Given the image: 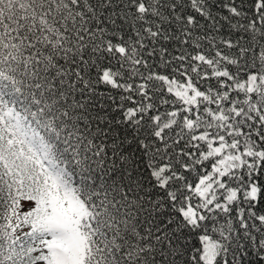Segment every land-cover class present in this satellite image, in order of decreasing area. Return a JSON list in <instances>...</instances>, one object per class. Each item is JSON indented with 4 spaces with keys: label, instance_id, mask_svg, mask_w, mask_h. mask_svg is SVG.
<instances>
[{
    "label": "snow or ice",
    "instance_id": "obj_1",
    "mask_svg": "<svg viewBox=\"0 0 264 264\" xmlns=\"http://www.w3.org/2000/svg\"><path fill=\"white\" fill-rule=\"evenodd\" d=\"M181 2L0 0V264H180L187 233L201 229L185 264H230L233 247L231 264H239L242 239L264 253V0L233 25L249 41H222L238 49L235 58L185 51L165 59L161 47V67L178 64L170 75L153 71L157 49L146 40L191 39L196 20L177 11ZM190 6L218 23L207 0ZM221 7L225 20L245 15L232 0ZM172 21L178 35L162 27ZM101 85L121 92L115 123L135 131L148 189L123 153L108 164L118 145L96 142L105 129L91 131L108 121L104 101L113 99ZM157 95L170 109L158 111ZM221 215L227 226L213 239L207 225L216 231Z\"/></svg>",
    "mask_w": 264,
    "mask_h": 264
},
{
    "label": "trees",
    "instance_id": "obj_2",
    "mask_svg": "<svg viewBox=\"0 0 264 264\" xmlns=\"http://www.w3.org/2000/svg\"><path fill=\"white\" fill-rule=\"evenodd\" d=\"M208 2V8L212 15L216 18V21L218 23H214L212 20H209L207 18L202 17L199 13L195 12L193 8L190 6V0H182L180 7L177 9V11L181 12L183 16L192 15L195 17L196 23L190 27L191 32V39L189 43L187 44H180L176 40H159L156 44H152L149 41H145V43L148 44V48H156L157 52L154 56L148 58V63L152 66L153 71H157L163 74H171L172 69L177 66L178 62H173L171 65H169L167 68L161 67V57L159 55V48L164 47L167 49V54L164 57L165 59H170L172 56L180 55L182 52H187L189 54V57L192 55H195L197 52H201L206 55L208 58H212L215 56L216 51H221L224 55L229 56L230 58H235V53L237 52V48H228L226 45L222 43L223 40H230L232 41L233 45H236L237 41H239L241 44H245L247 41L250 40V33H245L242 28L239 26L233 27V25H243L248 22L249 19H251L253 15V6H254V0H232V2L241 9L245 15L240 17H235L230 20H225L224 17L229 15L226 9L221 7L224 0H207ZM139 27V25H137ZM163 28L171 29V34L178 35L179 34V26L175 21H172L171 24H165L162 25ZM124 32L122 33L123 39L125 41L128 40V37L130 35H133L129 26H124ZM133 38H135L133 36ZM199 43L200 47H195L196 43ZM187 63V62H185ZM118 67V66H117ZM207 67V66H204ZM230 69L232 71H235V66H230ZM141 71H145L141 67ZM93 70V74H94ZM133 81L138 83V78H133ZM207 83L215 84V80L211 81H205L202 85H199L202 89ZM100 91L106 92L108 95H111L113 99L111 101L105 100V108L104 113L108 116V121H112V123H109L108 121L103 122L102 124H93V127L91 131L95 133L96 128L100 127L105 129L104 132L100 133V138L97 139V143L100 142L101 139H104L105 136H107V139L104 140V142L109 146V148H112L113 141L116 142L118 147L116 148L115 152L109 151L108 156L110 159L108 160V164L111 166L114 161L118 160L119 154L123 153V155L127 158V170H136V174L139 175L140 179L143 182V186L145 189L150 188L151 186V179H150V170L145 166L146 160L143 157V150L138 147L137 142L133 139L136 136V133L133 129L128 128L126 123L121 122L119 124H116V120H120L122 117V111L120 109H117L116 111H113V109H116V106L120 103H122L119 99L121 92L119 90L115 89H108L105 88L103 85L99 87ZM166 99L171 98L169 95L165 94ZM139 99V97H137ZM160 97L154 96V103L158 105V111L164 112L166 109H170V105H160L159 104ZM125 108L132 106L130 102L125 103ZM95 112L90 113V115L95 116ZM155 114V113H153ZM143 135H146V133L141 134V138H143ZM119 163H123V161H119ZM113 180H115L117 183H120V174L119 169L117 172L113 175ZM157 196H162V193H160L158 190L154 191L152 193L153 199H156ZM264 199V198H262ZM25 204V209L30 206L27 202H23ZM261 208H264V203L261 204ZM170 210L165 209V218H167ZM229 219L226 215H221L217 223L215 225L216 231H213V225L211 222L208 223L207 229L208 234L213 239H220L219 237V229H226V222ZM137 220L139 221V227L140 230L143 231L145 228H147V224L144 223V214H139L137 216ZM0 223H3L2 220H0ZM233 227L238 229V224L235 222L233 218ZM27 227L23 229H18L16 232V235H20L22 231H27ZM203 229L198 230L194 233H187L185 243L188 245L189 252L181 257L180 264H185L187 261L188 255L192 254L193 249L200 248V240L199 236L202 234ZM254 235H257V239H259V234L254 232ZM237 241L234 239L231 243L235 245ZM240 244L245 246L247 248L246 253L239 254L236 259L239 261V264H264V259L261 258L264 253H259V250L252 248V242L250 240L242 239L239 241ZM237 251L235 247L230 248L228 260L231 261L233 259L232 252Z\"/></svg>",
    "mask_w": 264,
    "mask_h": 264
}]
</instances>
